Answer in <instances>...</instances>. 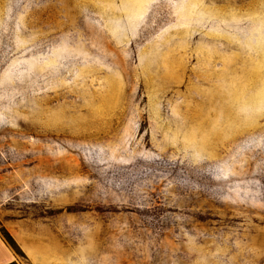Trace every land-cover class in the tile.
<instances>
[{
  "label": "rangeland",
  "instance_id": "obj_1",
  "mask_svg": "<svg viewBox=\"0 0 264 264\" xmlns=\"http://www.w3.org/2000/svg\"><path fill=\"white\" fill-rule=\"evenodd\" d=\"M0 234L19 264H264V0H0Z\"/></svg>",
  "mask_w": 264,
  "mask_h": 264
},
{
  "label": "crops",
  "instance_id": "obj_2",
  "mask_svg": "<svg viewBox=\"0 0 264 264\" xmlns=\"http://www.w3.org/2000/svg\"><path fill=\"white\" fill-rule=\"evenodd\" d=\"M11 262L19 264V261L15 258V255L7 242L0 236V264H8Z\"/></svg>",
  "mask_w": 264,
  "mask_h": 264
},
{
  "label": "trees",
  "instance_id": "obj_3",
  "mask_svg": "<svg viewBox=\"0 0 264 264\" xmlns=\"http://www.w3.org/2000/svg\"><path fill=\"white\" fill-rule=\"evenodd\" d=\"M7 264V263H6ZM8 264H17L16 262H11V263H8Z\"/></svg>",
  "mask_w": 264,
  "mask_h": 264
}]
</instances>
